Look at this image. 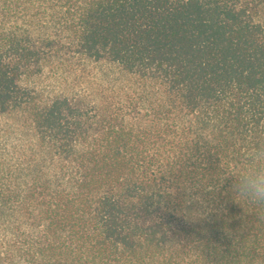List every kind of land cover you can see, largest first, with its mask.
<instances>
[{"label":"trees","instance_id":"16d2710c","mask_svg":"<svg viewBox=\"0 0 264 264\" xmlns=\"http://www.w3.org/2000/svg\"><path fill=\"white\" fill-rule=\"evenodd\" d=\"M261 143L264 0H0V264H264Z\"/></svg>","mask_w":264,"mask_h":264},{"label":"clouds","instance_id":"9594fccd","mask_svg":"<svg viewBox=\"0 0 264 264\" xmlns=\"http://www.w3.org/2000/svg\"><path fill=\"white\" fill-rule=\"evenodd\" d=\"M231 188L239 200L253 203L264 210V143L245 153L244 162ZM261 218L264 219V215Z\"/></svg>","mask_w":264,"mask_h":264}]
</instances>
